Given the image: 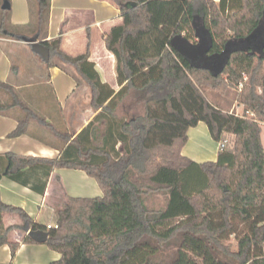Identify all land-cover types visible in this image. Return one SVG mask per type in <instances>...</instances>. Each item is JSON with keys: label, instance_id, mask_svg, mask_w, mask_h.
<instances>
[{"label": "trees", "instance_id": "obj_1", "mask_svg": "<svg viewBox=\"0 0 264 264\" xmlns=\"http://www.w3.org/2000/svg\"><path fill=\"white\" fill-rule=\"evenodd\" d=\"M112 1L123 14L105 38L117 61L118 91L91 60L90 41L76 56L62 49V34L40 43L49 50L48 59L41 55L48 66H71L90 88L99 112L78 133L48 122L0 80V113H21L9 137L27 133L36 119L62 144L55 158L0 153V179L44 194L55 169H80L103 194L67 195L54 212L58 227L50 229L0 200V221L21 219L0 234V246L9 245L14 258L21 243L11 231L41 229L61 254L49 264H264V0ZM29 2L40 35L51 0ZM10 16L0 4V37L26 40ZM178 36L191 45L206 37L209 51L189 59L172 46ZM231 90L242 115L219 103ZM200 122L215 141L227 140L215 161L183 154Z\"/></svg>", "mask_w": 264, "mask_h": 264}, {"label": "crops", "instance_id": "obj_2", "mask_svg": "<svg viewBox=\"0 0 264 264\" xmlns=\"http://www.w3.org/2000/svg\"><path fill=\"white\" fill-rule=\"evenodd\" d=\"M8 1L11 6V24L26 40L0 37V80L13 85L21 98L48 122L63 131L78 133L99 112L91 106L90 88L79 79L71 66L60 61L52 67L48 66L41 56L44 47L40 43L62 34V49L76 56L87 51L90 41L91 60L95 62L103 81L118 91L120 85L117 80V61L114 54L107 49L105 38L113 26L123 22L121 9L112 0H51L49 23L38 35L36 25L32 22L29 0ZM4 2L5 0H0L1 6ZM32 6L35 9V6ZM1 97L3 102H6V97ZM232 108L237 114H242L244 110L243 105L238 102H234ZM20 116L18 110L8 115L0 113V153L57 157L62 147L61 142L50 129L36 119L30 122L27 133L9 137L18 126ZM207 129V124L200 122L189 130V141L183 148L184 155L197 162L218 159V147L215 150L208 147L209 144L214 148V140L209 134V129V136L207 135ZM194 135L198 136V140L200 136H205L204 144L198 148L190 147ZM262 141L264 144V123ZM207 156L212 157L206 159ZM41 178L43 175L39 173L36 181ZM77 180H80L81 186L77 184ZM78 188L86 192L92 191L94 197L103 194L97 181L85 171L59 168L50 174L44 194L38 193L30 186L2 177L0 200L23 208L35 222L47 226L54 224V212L64 204L67 195L75 196V190ZM20 224V217L9 214L0 221V234L6 227H16ZM10 236L21 245L14 258L10 246L1 245L0 264H49L61 257L60 253L52 250L46 243L25 241L28 232L25 233L19 228H14Z\"/></svg>", "mask_w": 264, "mask_h": 264}, {"label": "water", "instance_id": "obj_3", "mask_svg": "<svg viewBox=\"0 0 264 264\" xmlns=\"http://www.w3.org/2000/svg\"><path fill=\"white\" fill-rule=\"evenodd\" d=\"M132 5L135 6L136 3H133ZM10 8L11 6L9 1L5 0L2 5V9L7 10ZM172 46L179 53L188 57L189 59H197L207 54L210 48V42L206 37H204L198 45H191L184 36H178L172 40ZM41 53L46 59L49 58V50L47 48H42ZM28 236L36 242L46 243L49 237V232L47 230L31 229L28 231Z\"/></svg>", "mask_w": 264, "mask_h": 264}, {"label": "rangeland", "instance_id": "obj_4", "mask_svg": "<svg viewBox=\"0 0 264 264\" xmlns=\"http://www.w3.org/2000/svg\"><path fill=\"white\" fill-rule=\"evenodd\" d=\"M192 42H193V40H191ZM214 93H213V91H211L210 89H208V90H206V95L212 100V101H215L214 99H215V96L213 95ZM77 95H78V93H77ZM76 95V96H77ZM235 97H236V92L234 91V90H231L227 95H225V96H221L220 97V99H219V103L222 105V106H224L226 109H229L230 111H232L233 112V108H232V105H233V103L234 102H237V101H235ZM232 108V109H231ZM125 108H123V107H121V110H120V113L121 114H125ZM235 113H237V112H235ZM243 114V113H242ZM242 114H239V115H242ZM206 133H207V135H208V129L206 130ZM210 134V133H209ZM209 136V135H208ZM210 138V137H209ZM208 138V139H209ZM207 139V138H206ZM210 140V139H209ZM214 140V139H213ZM205 141V136L203 137V136H200V140H198V136L197 135H194L193 136V139L191 140V145H190V147L191 148H198L200 145H202V144H204L203 142ZM215 142V143H214ZM214 142H213V147L214 148H212V147H210L209 146V144H208V147H209V149H216L217 147H218V150H220L219 149V145H220V142H217V141H215L214 140ZM212 143V142H211ZM207 144V143H206ZM207 147V148H208ZM208 158H206V159H211V157L212 156H207ZM77 184H79V186H81V182H80V180H77ZM76 192H75V196H82V197H94V193L92 192V191H89V192H86L85 190H82V189H76L75 190ZM86 195V196H85ZM14 215V214H13ZM18 216V215H17ZM19 217V216H18ZM53 217H54V215H53ZM54 222V221H53ZM11 237V236H10Z\"/></svg>", "mask_w": 264, "mask_h": 264}, {"label": "built area", "instance_id": "obj_5", "mask_svg": "<svg viewBox=\"0 0 264 264\" xmlns=\"http://www.w3.org/2000/svg\"><path fill=\"white\" fill-rule=\"evenodd\" d=\"M226 143H227V140H224V141L220 142L219 149L220 150H223L225 148V146H226ZM51 227L57 228L58 227V224H48L47 225V228L48 229H50Z\"/></svg>", "mask_w": 264, "mask_h": 264}]
</instances>
